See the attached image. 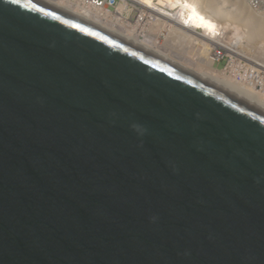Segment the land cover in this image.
I'll use <instances>...</instances> for the list:
<instances>
[{"label": "water", "instance_id": "water-1", "mask_svg": "<svg viewBox=\"0 0 264 264\" xmlns=\"http://www.w3.org/2000/svg\"><path fill=\"white\" fill-rule=\"evenodd\" d=\"M0 264H264V104L0 0Z\"/></svg>", "mask_w": 264, "mask_h": 264}, {"label": "bare ground", "instance_id": "bare-ground-1", "mask_svg": "<svg viewBox=\"0 0 264 264\" xmlns=\"http://www.w3.org/2000/svg\"><path fill=\"white\" fill-rule=\"evenodd\" d=\"M149 1L154 8L142 6L145 9H142V15L154 16L162 27L155 29L154 26L159 23L152 25L148 37L125 36L103 23H95L143 43L264 104V16L252 10L243 0ZM125 7H119V16ZM162 23H166L165 29ZM116 26L125 28L121 20ZM133 29L140 31L137 26ZM194 47L202 50L198 53ZM224 53L230 55V60L224 68H220L216 65V58ZM249 56H254V63L245 62L244 57ZM245 73L249 77L237 76ZM245 78L251 81L245 83Z\"/></svg>", "mask_w": 264, "mask_h": 264}, {"label": "built area", "instance_id": "built-area-1", "mask_svg": "<svg viewBox=\"0 0 264 264\" xmlns=\"http://www.w3.org/2000/svg\"><path fill=\"white\" fill-rule=\"evenodd\" d=\"M58 5L66 6L70 9L75 10L77 13L86 16L92 22H99L105 24L109 29L120 31L123 35L129 36L135 34L138 38L143 39L148 37L147 33L150 31V27L155 23L157 26H161L160 21L154 20V16L146 14L142 15V6L154 8L149 0H48ZM247 5L253 7L254 11L259 15H264V0H243ZM197 3V2H196ZM157 4H160L157 2ZM125 5V9L119 16V7ZM162 5V4H160ZM163 6V5H162ZM145 11V9H143ZM165 17V15H163ZM163 18L160 20L162 21ZM121 20L122 24L125 25L124 29H120L116 26L118 21ZM163 29L166 28V23ZM137 26L140 31H136L133 28ZM162 29V30H163ZM164 32V30H163ZM162 33V31H161ZM159 33V35H161ZM157 36V35H156ZM224 53L216 58V62H220L222 59L227 57V60L223 66H225L229 60L230 55ZM246 63H254V56L244 57ZM243 75V77H249L248 73L237 74ZM236 76V75H234ZM251 79L245 78V83L250 82ZM258 101H260L258 99ZM261 102V101H260Z\"/></svg>", "mask_w": 264, "mask_h": 264}, {"label": "rangeland", "instance_id": "rangeland-1", "mask_svg": "<svg viewBox=\"0 0 264 264\" xmlns=\"http://www.w3.org/2000/svg\"><path fill=\"white\" fill-rule=\"evenodd\" d=\"M179 1H182V0H179ZM252 8V10H253V7H251ZM261 16H264V15H261ZM154 28L155 29H158V26L157 25H155L154 26ZM180 42H183V40H180ZM243 44L245 45L246 44V42H244L243 41ZM194 48H196L197 49V52L199 53L202 49L201 48H199V47H194ZM247 48V47H246ZM245 48V49H246ZM226 60H227V57H225L224 59H222L219 63L218 62H216V65L218 66V67H220V68H224V64H225V62H226ZM229 65V64H228ZM228 65L225 67V68H227L228 67Z\"/></svg>", "mask_w": 264, "mask_h": 264}]
</instances>
